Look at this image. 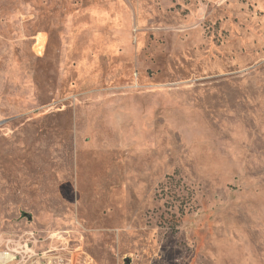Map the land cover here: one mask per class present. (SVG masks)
I'll use <instances>...</instances> for the list:
<instances>
[{"label": "rangeland", "instance_id": "obj_1", "mask_svg": "<svg viewBox=\"0 0 264 264\" xmlns=\"http://www.w3.org/2000/svg\"><path fill=\"white\" fill-rule=\"evenodd\" d=\"M3 253L264 264V0H0Z\"/></svg>", "mask_w": 264, "mask_h": 264}, {"label": "bare ground", "instance_id": "obj_2", "mask_svg": "<svg viewBox=\"0 0 264 264\" xmlns=\"http://www.w3.org/2000/svg\"><path fill=\"white\" fill-rule=\"evenodd\" d=\"M12 260H13V258L10 254H8V253L0 254V264H8Z\"/></svg>", "mask_w": 264, "mask_h": 264}, {"label": "built area", "instance_id": "obj_3", "mask_svg": "<svg viewBox=\"0 0 264 264\" xmlns=\"http://www.w3.org/2000/svg\"><path fill=\"white\" fill-rule=\"evenodd\" d=\"M13 260H14V259H13ZM13 260H12V261H13ZM12 261H10V262H12ZM10 262H9V263H10Z\"/></svg>", "mask_w": 264, "mask_h": 264}]
</instances>
